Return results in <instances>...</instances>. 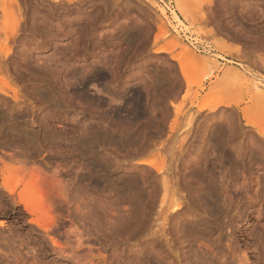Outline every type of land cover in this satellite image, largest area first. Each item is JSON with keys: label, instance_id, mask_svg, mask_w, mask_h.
<instances>
[{"label": "rangeland", "instance_id": "rangeland-1", "mask_svg": "<svg viewBox=\"0 0 264 264\" xmlns=\"http://www.w3.org/2000/svg\"><path fill=\"white\" fill-rule=\"evenodd\" d=\"M5 43L0 264H264V0H0Z\"/></svg>", "mask_w": 264, "mask_h": 264}, {"label": "bare ground", "instance_id": "bare-ground-1", "mask_svg": "<svg viewBox=\"0 0 264 264\" xmlns=\"http://www.w3.org/2000/svg\"><path fill=\"white\" fill-rule=\"evenodd\" d=\"M159 9H160V8H159ZM160 10H161V9H160ZM161 13H162L163 16L165 15V11H164V10H161ZM174 20H175L176 22H181L180 18L177 16V14H176L175 17H174ZM169 24H170V23H169ZM170 25H171V24H170ZM167 30H168V29H167ZM5 33H6V30H5ZM7 39H8V38H7ZM6 41H7V40H6ZM5 44H6V43H5ZM5 44H4L3 46H1L0 48L2 49L4 46L6 47L7 44H6V45H5ZM180 44H181V43H180ZM176 46H177V45H176ZM5 47H4V49H5V52H6L7 48H5ZM1 49H0V50H1ZM183 49L186 50L188 53H191V51H189V50L186 48V46L183 47ZM8 51H10V50H8ZM8 51H7V52H8ZM160 51H163V50H160ZM2 52H3V50H2ZM158 52H159V51H158ZM8 53H9V52H8ZM239 53H240V52H239ZM239 53H238V54H239ZM4 54H5V53H4ZM240 54H241V53H240ZM243 55H244V54H243ZM245 56H246V55H245ZM0 57H1V56H0ZM195 58H196V62H197V64L202 65V64L204 63V59H203L202 57H195ZM0 61H2V57H1V60H0ZM253 61H254V60H253ZM262 61H263V60H262ZM260 62H261V61H260ZM260 62H259V63H260ZM252 63H254V62H252ZM261 63H262V62H261ZM262 64H263V63H262ZM258 65H259V64H258ZM258 65H257V66H258ZM263 65H264V64H263ZM263 65H262V66H263ZM0 67H1V66H0ZM243 70H244V69H243ZM245 72H246V71H245ZM230 74H231V73H230ZM232 74H233V73H232ZM0 77H1V76H0ZM1 79H2V78H1ZM239 80H240V79H239ZM1 81H2V80H0V85L2 84ZM7 83H9V82H7ZM3 84H4V83H3ZM4 85H5V84H4ZM0 87H1L0 91H1V92H5V87H4V90L2 89V86H0ZM6 87H7V86H6ZM258 87H259V86H258ZM258 87H257V88H258ZM258 89H259V88H258ZM261 89H262V88H261ZM6 92H7V91H6ZM14 93H15V92H14ZM15 98H17V97H15ZM16 100H17V99H16ZM19 102H20V101H19ZM237 107H238V106H237ZM215 109H216V108H215ZM201 111H202V110H201ZM244 114H245V113H244ZM246 114H247V113H246ZM247 115H248V114H247ZM245 117H247V119L249 120L248 116L245 115ZM245 120H246V119H245ZM246 121H247V120H246ZM249 121H250V120H249ZM251 122H252V121H251ZM248 124H250V123L248 122ZM251 124H252V123H251ZM220 135H221V134H220ZM221 136H222V135H221ZM219 138H220V137H219ZM144 163H145V162H144ZM146 164H147V165H150L151 167L153 166L152 162H149V161L146 162ZM162 169H163V168H162ZM160 170H161V169H160ZM14 174H15V173H14ZM3 175H4L3 172L0 171V176H3ZM10 177H11V176H10ZM13 178H14V175H13ZM15 178H16V176H15ZM166 178H167V177H166ZM16 179H17V178H16ZM16 179H15V180H16ZM13 180H14V179H13ZM165 180H166V179H165ZM165 180H164V181H165ZM168 180H171V179H168ZM166 182H167V183H165V184L163 185L165 189H164V197H163V202H162V203H163L164 205H165V204L167 205V204L169 203L168 205H170L169 207H170V209H173V211L178 210V209H181V208H180V207H181V204L178 203V200H177L176 197H175L176 195L170 196V198L172 197L171 199L169 198V188H168V186H170L171 184H170V182H169V184H170V185H169V184H168V181H166ZM171 182H172V181H171ZM33 184H34V183H33ZM33 184H32V185H33ZM12 186H13V184L11 185L10 182H9L6 178H4V187L6 188V192H9L10 195H11V194H15V189L12 188ZM15 187H16V186H15ZM31 187H32V186H31ZM23 188H24V187H23ZM27 190H28V189H27ZM170 193H171V191H170ZM5 195H6V194H5ZM29 195H31V194H29ZM29 195H28V196H29ZM11 196H12V195H11ZM13 196H14V195H13ZM19 197H20V198H19ZM19 197H18V198L21 199L20 202H21L22 204H25V206H27L28 208H29V207H31V208L34 207V210H35V211H36L37 209L39 210V209L41 208V210H42L41 213L43 212V210H46V209H45V208H46V205H45L46 202H45V204H44V202L42 201V202H43L42 204L45 206V208H44V206H43V207L40 206V207L38 208V205L36 204V203H37L36 201H35L36 203L34 204V199L37 198V197H35V198H31V196L26 197L25 195H23V193H22ZM12 198H13V197H12ZM12 198H11V199H12ZM38 198H39V197H38ZM38 198H37L36 200H38ZM40 200H42V199H40ZM38 201H39V200H38ZM39 202H40V201H39ZM21 203H20V204H21ZM40 204H41V202H40ZM40 204H39V205H40ZM163 204H161V207H162ZM34 205L37 206V208H36ZM166 205H165V206H166ZM35 208H36V209H35ZM167 208H168V207H167ZM32 209H33V208H32ZM165 209H166V208H165ZM165 209H164V210H165ZM164 210H163V211H164ZM168 210H169V209H168ZM30 211H31V210H30ZM39 211H40V210H39ZM31 212H32V211H31ZM168 212H170V211H168ZM176 212H177V211H176ZM39 213H40V212H39ZM39 213H37V214H39ZM174 213H175V212H174ZM178 213H179V210H178ZM47 214H48V213H47ZM42 215H43V213H42ZM170 215H172V214H170ZM170 215H169V217H170ZM43 216H44V215H43ZM167 220H169V218H168ZM164 223H165V222H164ZM166 223H167V222H166ZM41 226H42V225H41ZM43 227H45V226H43ZM46 230H47V229H46Z\"/></svg>", "mask_w": 264, "mask_h": 264}]
</instances>
